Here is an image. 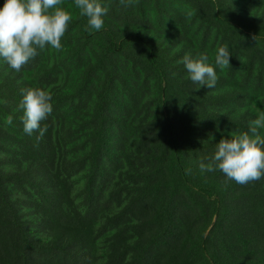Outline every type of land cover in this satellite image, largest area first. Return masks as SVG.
I'll use <instances>...</instances> for the list:
<instances>
[{"label":"trees","instance_id":"1","mask_svg":"<svg viewBox=\"0 0 264 264\" xmlns=\"http://www.w3.org/2000/svg\"><path fill=\"white\" fill-rule=\"evenodd\" d=\"M101 3L99 31L63 0L60 51L0 58V264H264V177L199 167L264 113V0ZM205 53L213 89L179 63ZM29 88L52 95L39 140Z\"/></svg>","mask_w":264,"mask_h":264},{"label":"clouds","instance_id":"2","mask_svg":"<svg viewBox=\"0 0 264 264\" xmlns=\"http://www.w3.org/2000/svg\"><path fill=\"white\" fill-rule=\"evenodd\" d=\"M62 3L63 0H5L0 8V58L10 68L19 72L38 54L37 49L46 46L62 49L61 39L72 19L71 13L60 7ZM120 3L128 7L134 0H120ZM74 4L80 15L88 18L89 28L99 31L103 27L108 8L102 6L101 0H74ZM230 56L227 45L219 47L215 65L223 70L230 64ZM208 61L206 53L195 59L186 54L179 63L185 66L192 82L213 89L217 73ZM22 93L19 107L24 112V131L29 135L38 131L39 140L47 131V127L41 129V122L53 112L52 95L41 88L22 89ZM8 122L11 123V118ZM260 129H264V113L250 122L248 131L230 133V138L221 139L209 162L200 163L201 172L218 169L240 185L259 181L264 177V136Z\"/></svg>","mask_w":264,"mask_h":264}]
</instances>
